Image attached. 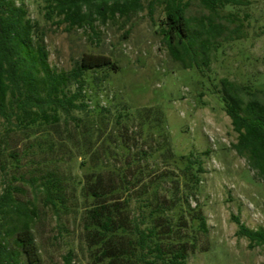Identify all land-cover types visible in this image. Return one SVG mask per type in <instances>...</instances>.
I'll list each match as a JSON object with an SVG mask.
<instances>
[{"label": "rangeland", "instance_id": "374dc122", "mask_svg": "<svg viewBox=\"0 0 264 264\" xmlns=\"http://www.w3.org/2000/svg\"><path fill=\"white\" fill-rule=\"evenodd\" d=\"M16 3L24 4L27 18L42 26L49 64L57 73L70 72L85 54L108 56L117 67L89 74L91 83L97 79L87 85L90 97L81 99L88 110L62 115L51 142L19 144L23 169L16 174L8 168L0 174L2 185L24 191L22 199L30 207L41 208L37 177L47 170L59 171L75 195L70 214L58 217L40 210L34 234L44 264H63L71 251L73 264H93L77 210L81 188L102 168L107 181L118 183L116 173L124 171L131 186L147 183L151 153L167 139L177 156H201L205 170L190 203L206 218L208 231L197 235V248L187 264H264V247H250L248 239L238 237L233 221L238 217L251 230H264V182L234 150L238 135L219 93L220 81L229 79L249 91H260L264 100V0H253L234 14L222 11L219 17L193 0L188 17L210 18L221 26L216 37L219 52L212 50L206 66L201 58L197 70L184 69L159 33L160 1L145 0L143 10L129 18L116 16L97 21L93 29L73 30L47 22L43 0ZM75 91L76 86L68 90ZM155 156L160 167L156 171L177 174L164 154L163 161L160 152Z\"/></svg>", "mask_w": 264, "mask_h": 264}, {"label": "trees", "instance_id": "16d2710c", "mask_svg": "<svg viewBox=\"0 0 264 264\" xmlns=\"http://www.w3.org/2000/svg\"><path fill=\"white\" fill-rule=\"evenodd\" d=\"M157 1L163 4L159 33L175 60L186 70L201 69V58L206 66L212 50L219 52L216 37L221 26L210 18L202 21L188 17L193 0ZM198 1L212 16L219 17L225 10L234 14L253 0ZM144 2L43 0V10L45 20L59 27L93 29L97 21L116 16L129 18L141 12ZM45 37L42 26L27 18L24 4L0 0V174L8 168L16 174L23 169L19 144L41 139L51 142L62 115L70 117L73 112L88 110L81 99L90 97L87 85L97 79L94 77L91 83L89 74L117 70L108 56L85 54L70 72L57 73L49 64ZM71 86H76L75 93L68 92ZM219 93L238 135L234 150L248 160L249 167L264 182V100L260 91H249L222 79ZM157 152L159 160L163 161L164 154L165 162L177 174L168 169L164 174L160 169L156 171L160 168ZM150 159L153 166L147 183L131 186L124 171L116 173L118 183L107 181L102 168L95 170L81 188L78 202L81 198L82 203L77 210L93 264H187L190 252L197 248V235L207 233L206 218L190 203L205 173L201 156H177L167 139ZM37 182L40 209L23 201L20 187L2 185L0 178V264H44L35 225L42 213L59 217L71 212L75 195L69 193L59 171L47 170L37 177ZM233 221L238 226V237L248 239L250 247H264V230H251L238 217ZM73 259L71 251L63 257V264H73Z\"/></svg>", "mask_w": 264, "mask_h": 264}]
</instances>
